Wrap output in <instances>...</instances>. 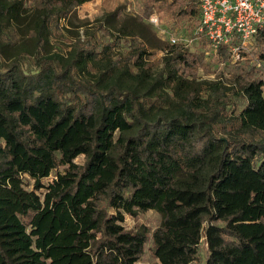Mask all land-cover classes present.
<instances>
[{"label":"trees","instance_id":"trees-1","mask_svg":"<svg viewBox=\"0 0 264 264\" xmlns=\"http://www.w3.org/2000/svg\"><path fill=\"white\" fill-rule=\"evenodd\" d=\"M86 1L0 0V264H142L149 239L157 264H193L203 237L198 264H264V48L203 30L219 62L239 47L228 80L182 43L154 68L133 30L67 36ZM148 210L152 232L126 228Z\"/></svg>","mask_w":264,"mask_h":264},{"label":"rangeland","instance_id":"rangeland-1","mask_svg":"<svg viewBox=\"0 0 264 264\" xmlns=\"http://www.w3.org/2000/svg\"><path fill=\"white\" fill-rule=\"evenodd\" d=\"M193 2L196 6V12L185 15L178 13L180 10L179 3L170 6L162 0H89L73 9L68 17L62 19L61 24L67 36H72L73 32L77 30L83 34L86 30L94 29L101 21H105L106 25L115 31L120 28L133 30L140 35L147 44L148 50L153 53L150 60L153 62L154 68L161 67V60L165 54L163 48H169L171 43L169 36H175L178 43L186 45L190 52L198 53L201 60L197 68L198 74L202 78L228 80L231 76L232 63L239 58L232 56L226 61L224 59L220 62L217 60L214 48L209 44L206 36L198 33L200 0H193ZM153 15L158 16V24L151 21ZM21 42L26 43V47L33 50L30 41L25 42L23 39ZM242 44L246 58L253 60V62L258 61L264 45L258 44L254 38H249ZM54 46L56 48L64 47L55 40ZM26 68L28 70L34 69L32 56L27 58ZM53 176L44 179V181H50ZM25 183L29 188L33 186V181L28 176H25ZM160 221V214L154 210H148L140 212L137 217L127 216L125 226L127 229L133 230L147 228L149 232H152L160 224ZM151 246L152 240L149 239L142 254V264L158 263V259L151 252ZM207 250L206 238L203 237L199 248V258L193 264L202 262L206 257Z\"/></svg>","mask_w":264,"mask_h":264},{"label":"built area","instance_id":"built-area-1","mask_svg":"<svg viewBox=\"0 0 264 264\" xmlns=\"http://www.w3.org/2000/svg\"><path fill=\"white\" fill-rule=\"evenodd\" d=\"M151 21L158 24V16ZM200 21L198 31L205 30L214 47L229 43L235 33L244 42L264 25V0H200ZM169 39L178 43L175 36ZM233 56L240 57L239 47L233 48Z\"/></svg>","mask_w":264,"mask_h":264}]
</instances>
